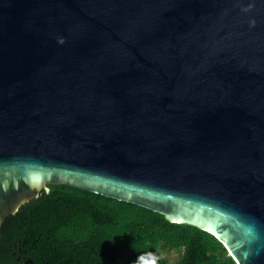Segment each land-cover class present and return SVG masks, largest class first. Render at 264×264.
<instances>
[{"label":"water","instance_id":"95a60500","mask_svg":"<svg viewBox=\"0 0 264 264\" xmlns=\"http://www.w3.org/2000/svg\"><path fill=\"white\" fill-rule=\"evenodd\" d=\"M50 184L264 264V0H0V235Z\"/></svg>","mask_w":264,"mask_h":264},{"label":"trees","instance_id":"16d2710c","mask_svg":"<svg viewBox=\"0 0 264 264\" xmlns=\"http://www.w3.org/2000/svg\"><path fill=\"white\" fill-rule=\"evenodd\" d=\"M49 188L6 217L1 264H172V251L180 254L173 264H237L219 239L195 225L83 188Z\"/></svg>","mask_w":264,"mask_h":264},{"label":"rangeland","instance_id":"374dc122","mask_svg":"<svg viewBox=\"0 0 264 264\" xmlns=\"http://www.w3.org/2000/svg\"><path fill=\"white\" fill-rule=\"evenodd\" d=\"M179 252L172 251L167 253V257L169 258V261L173 264L179 259Z\"/></svg>","mask_w":264,"mask_h":264},{"label":"flooded vegetation","instance_id":"af4514ba","mask_svg":"<svg viewBox=\"0 0 264 264\" xmlns=\"http://www.w3.org/2000/svg\"><path fill=\"white\" fill-rule=\"evenodd\" d=\"M14 255L16 254V252L13 253Z\"/></svg>","mask_w":264,"mask_h":264}]
</instances>
